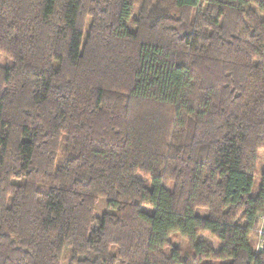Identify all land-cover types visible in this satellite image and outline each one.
<instances>
[{"label": "trees", "instance_id": "trees-1", "mask_svg": "<svg viewBox=\"0 0 264 264\" xmlns=\"http://www.w3.org/2000/svg\"><path fill=\"white\" fill-rule=\"evenodd\" d=\"M135 1L0 0V264H264V0Z\"/></svg>", "mask_w": 264, "mask_h": 264}, {"label": "rangeland", "instance_id": "rangeland-1", "mask_svg": "<svg viewBox=\"0 0 264 264\" xmlns=\"http://www.w3.org/2000/svg\"><path fill=\"white\" fill-rule=\"evenodd\" d=\"M139 6H140V0H136L135 4H134V16L136 15V13L138 11ZM131 22H130V26L132 28ZM10 64H11V60L8 57L0 54V65L8 66ZM61 157H62V155L60 152L59 159ZM256 168H257V173L254 176V184L252 187L253 192L257 191L258 186H259V181L261 179V174L264 173V151H262L260 153V158H259V161H258ZM107 210H108V208L106 206V199L103 197L98 198V200L96 201V204H95V208H94V217H100ZM198 213L201 216L205 215V212H202V211L198 212ZM261 216H260V218H261ZM198 238L206 241L208 244H210L214 248L216 247V242L218 243V241L216 239L212 238L208 234H201V235H199ZM252 240L254 242V247H255L257 240H256V238H253ZM173 248H177L179 250V253H180V256L182 259L189 260L193 255V252L189 247L188 241L185 238L181 237L178 233L172 234L169 237V245L165 248V252L167 254H169ZM69 257H70V248L65 247L63 252H62L59 264H68ZM116 264H119V262Z\"/></svg>", "mask_w": 264, "mask_h": 264}, {"label": "built area", "instance_id": "built-area-1", "mask_svg": "<svg viewBox=\"0 0 264 264\" xmlns=\"http://www.w3.org/2000/svg\"><path fill=\"white\" fill-rule=\"evenodd\" d=\"M262 215V214H260ZM257 248L262 244V242L264 241V218L263 216H261L260 218V224H259V228L257 230Z\"/></svg>", "mask_w": 264, "mask_h": 264}, {"label": "water", "instance_id": "water-1", "mask_svg": "<svg viewBox=\"0 0 264 264\" xmlns=\"http://www.w3.org/2000/svg\"><path fill=\"white\" fill-rule=\"evenodd\" d=\"M258 251H264V241L262 244L257 248Z\"/></svg>", "mask_w": 264, "mask_h": 264}]
</instances>
